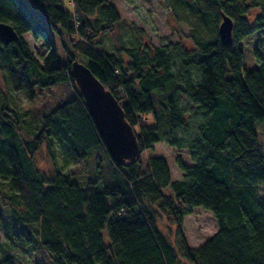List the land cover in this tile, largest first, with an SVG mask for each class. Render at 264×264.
<instances>
[{
    "label": "trees",
    "instance_id": "16d2710c",
    "mask_svg": "<svg viewBox=\"0 0 264 264\" xmlns=\"http://www.w3.org/2000/svg\"><path fill=\"white\" fill-rule=\"evenodd\" d=\"M30 1L49 27L26 0H0V23L19 36L0 40L7 89L24 90L29 99L58 85L70 92L51 107L21 112L9 108L0 91V224L7 221V239L42 248L52 264H264V195L258 189L264 154L255 128L264 121V55L255 47L258 65L246 68L241 45L264 29V2H255L260 12L250 22L252 4L245 0H172L193 42L152 46L140 39L128 45L117 32L127 22L108 0H71V10L65 0ZM223 13L234 20L230 45L219 35ZM27 32L42 38V61L23 38ZM53 33L68 55L63 62ZM107 37L114 40L111 48ZM75 58L123 107L141 147L134 161L118 164L108 153L71 74ZM51 137L81 158L102 149L115 175L75 180L59 168L43 171L35 156ZM163 140L188 150L192 164L176 156L182 179H172L163 157L141 161ZM195 206L212 211L218 230L191 247L182 222ZM160 215L176 225L177 244L160 228ZM0 264H14L12 256Z\"/></svg>",
    "mask_w": 264,
    "mask_h": 264
},
{
    "label": "rangeland",
    "instance_id": "374dc122",
    "mask_svg": "<svg viewBox=\"0 0 264 264\" xmlns=\"http://www.w3.org/2000/svg\"><path fill=\"white\" fill-rule=\"evenodd\" d=\"M113 3L119 10L121 16L126 20L127 24L120 31L121 37L127 39L128 45L138 43L139 39L145 45L160 46L176 43L181 41L185 46L193 42V37L190 36V27L187 21H183L176 15L173 10L172 0H108ZM225 1V0H223ZM264 2V0H245V4H252L248 12L250 22L255 20L256 15L260 12V6L255 2ZM34 15L44 22L48 27L46 18L44 17L41 7L30 0H26ZM71 0H65L68 10ZM54 34V33H53ZM19 37V36H18ZM23 38L27 41L30 51L35 57L42 61V56L46 51L41 37H35L31 32L23 34ZM57 55L59 61H65L68 57L65 49L62 47L59 37L53 35ZM18 39V38H17ZM111 38H106V45L111 48L113 45ZM116 41V40H115ZM117 41L119 39L117 38ZM120 44V41L117 45ZM244 50L243 66L252 68L258 65L255 59L254 49L264 55V29L255 30L249 37L245 38L242 43ZM78 59V58H77ZM79 60V59H78ZM83 62V61H81ZM85 63V62H84ZM0 66V91L6 94V105L9 108L19 109L24 112L25 109H36L37 106L43 108L51 107L60 97H65L70 92L68 85L53 86L46 90L44 94L35 93L34 97L29 99L24 90L7 89L5 81L6 71ZM37 95V97H35ZM3 100V99H2ZM148 117L152 119V114ZM255 128L258 134V140L261 151L264 154V121L255 123ZM138 129V128H137ZM106 153L100 150H94L88 153L84 158L74 154L72 149L59 137H51L50 144L41 147L35 156L36 163L39 168L47 173H52L56 168L63 172L73 173L72 177L75 180H86L88 178L100 179L104 174L107 180L111 179L115 173L111 169V163ZM180 154L186 164H192L193 161L186 148L177 149L167 142L159 141L154 144L153 148L146 149L141 154L143 164L147 163L150 156H160L166 159L172 179H182L183 172L179 168L176 156ZM116 176H119L116 173ZM259 192L264 195V183L258 186ZM166 192H170L167 189ZM0 205L5 206L0 202ZM5 213V209L2 208ZM160 214V213H159ZM159 226L167 235L169 240L177 244L175 235L176 225L163 215L159 217ZM218 230V223L210 209H205L201 206H195L194 211L184 217L182 222V232L186 242L191 247H198L212 237ZM6 232H9L7 221L0 224V259L5 255H11L14 264H52L46 252L39 247H32L33 244L21 241L16 236L14 239H7ZM17 247H16V246ZM24 248H28L24 250ZM182 259V258H181ZM183 261V260H182ZM184 264H190L184 259Z\"/></svg>",
    "mask_w": 264,
    "mask_h": 264
},
{
    "label": "water",
    "instance_id": "95a60500",
    "mask_svg": "<svg viewBox=\"0 0 264 264\" xmlns=\"http://www.w3.org/2000/svg\"><path fill=\"white\" fill-rule=\"evenodd\" d=\"M234 20L222 14L219 35L225 45L233 42ZM18 34L0 23V40H17ZM71 74L84 94L89 112L111 158L118 164L134 161L141 147L133 125L126 119L123 107L113 93L95 76L89 66L77 58L70 64Z\"/></svg>",
    "mask_w": 264,
    "mask_h": 264
}]
</instances>
